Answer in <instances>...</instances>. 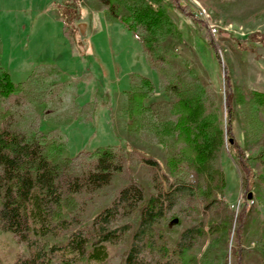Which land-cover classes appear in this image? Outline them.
<instances>
[{
	"label": "trees",
	"instance_id": "1",
	"mask_svg": "<svg viewBox=\"0 0 264 264\" xmlns=\"http://www.w3.org/2000/svg\"><path fill=\"white\" fill-rule=\"evenodd\" d=\"M125 2L133 19L130 28L142 41L167 95L149 104L148 93L135 95L138 106L131 113L148 111L158 134L172 139H162L168 170L159 158L136 149L118 154L109 146L75 156H63L59 148L51 152L39 112L24 113L32 99L26 85L14 83L0 66V230L27 248L14 264H230L231 256L240 264L246 213L240 216L225 199L224 150L229 148L240 166L243 185L260 190L264 91L246 90L225 79L230 122L239 105L246 125L245 149L261 145L246 156L245 149L231 141V123L223 126L212 78L205 81L195 71L182 75L169 63L171 47L165 38L181 36L169 10L186 11L187 6L180 0ZM203 39L215 50L212 41ZM137 154L154 168L152 193L129 177L111 194H101L117 173L130 169ZM110 246H117L114 255Z\"/></svg>",
	"mask_w": 264,
	"mask_h": 264
},
{
	"label": "rangeland",
	"instance_id": "2",
	"mask_svg": "<svg viewBox=\"0 0 264 264\" xmlns=\"http://www.w3.org/2000/svg\"><path fill=\"white\" fill-rule=\"evenodd\" d=\"M180 2L187 6L186 11L183 7L169 10L181 34L165 38L171 47L169 63L182 75L195 71L205 81L212 78L223 126L231 123V141L245 149L244 116L240 106H235L230 122L225 79L228 76L232 84L246 90L264 91V0ZM112 6L118 16L112 13ZM129 9L125 0H0V66L14 83L26 85L32 99L24 113L39 112L51 152L59 148L63 156H75L109 146L118 154L136 149L140 155L159 158L166 171L168 158L162 139L168 143L172 139L158 134L148 111L131 113L138 106L135 95L148 93V104L167 95L142 41L130 28ZM199 9L206 10L209 21L198 15ZM81 22L86 24L85 32L79 28ZM208 23L221 26L219 34L213 36ZM255 32L259 35L252 39ZM203 36L214 43L215 50ZM260 146L245 149L246 156ZM139 154L130 169L117 173L101 194H111L129 177L152 193L154 168L139 159ZM224 159L225 199L240 216L246 213L240 264H264V179L258 183L260 190L245 187L244 174L227 147ZM235 236L232 234L233 245ZM26 250L12 233L0 230L2 264H14ZM116 252L117 246H110L111 255ZM229 262L238 264L234 256Z\"/></svg>",
	"mask_w": 264,
	"mask_h": 264
},
{
	"label": "built area",
	"instance_id": "3",
	"mask_svg": "<svg viewBox=\"0 0 264 264\" xmlns=\"http://www.w3.org/2000/svg\"><path fill=\"white\" fill-rule=\"evenodd\" d=\"M198 15L204 17L207 21H209V19L207 18V13H206V10H203V9H199L197 11ZM208 26H209V31L210 33L213 35V36H216L217 34H219V31L220 29L222 28L221 26H217L215 25V23L213 24H210L208 23Z\"/></svg>",
	"mask_w": 264,
	"mask_h": 264
},
{
	"label": "water",
	"instance_id": "4",
	"mask_svg": "<svg viewBox=\"0 0 264 264\" xmlns=\"http://www.w3.org/2000/svg\"><path fill=\"white\" fill-rule=\"evenodd\" d=\"M79 27H80V29L82 30V32H85V27H86V24H85V23L81 22V23L79 24Z\"/></svg>",
	"mask_w": 264,
	"mask_h": 264
}]
</instances>
